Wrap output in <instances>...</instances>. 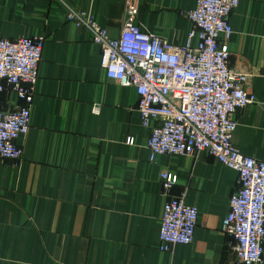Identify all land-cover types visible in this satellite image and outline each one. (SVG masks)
I'll use <instances>...</instances> for the list:
<instances>
[{"label":"crops","instance_id":"1","mask_svg":"<svg viewBox=\"0 0 264 264\" xmlns=\"http://www.w3.org/2000/svg\"><path fill=\"white\" fill-rule=\"evenodd\" d=\"M125 1L0 0V37L44 38L30 127L17 138L22 157L0 158V264H235L220 226L236 171L205 152L150 161L135 88L106 78L99 46L66 20L63 4L93 12L118 38ZM195 1L138 0L135 22L183 46L191 29L186 12ZM228 21V65L251 74L246 87L257 99L237 112L231 140L264 161V0H240ZM15 101L14 92L0 93V109ZM163 171L177 177L171 194L184 193L198 212L192 241L170 251L158 249L168 197Z\"/></svg>","mask_w":264,"mask_h":264},{"label":"built area","instance_id":"2","mask_svg":"<svg viewBox=\"0 0 264 264\" xmlns=\"http://www.w3.org/2000/svg\"><path fill=\"white\" fill-rule=\"evenodd\" d=\"M138 0H126V22L118 38H111L91 11L65 2L66 20L89 32L99 46L100 66L107 79L132 86L137 94L141 124L148 128L149 160L159 154L194 156L205 152L237 173V187L228 200L220 229L228 237L235 264H259L264 250V161L241 153L232 143L236 114L257 101L246 84L251 74L228 65V21L240 0H196L186 12L191 22L183 46L140 30L135 22ZM197 36V44H190ZM43 36L0 37V93L14 92L16 101L0 109V158L20 161L17 138L30 127V106L38 78ZM264 108V103L261 102ZM97 111V107H94ZM151 120L156 121L152 126ZM128 144L133 138L126 139ZM164 203L158 249L170 251L189 244L198 212L184 193L171 194L173 172L160 174Z\"/></svg>","mask_w":264,"mask_h":264},{"label":"trees","instance_id":"3","mask_svg":"<svg viewBox=\"0 0 264 264\" xmlns=\"http://www.w3.org/2000/svg\"><path fill=\"white\" fill-rule=\"evenodd\" d=\"M3 93V92H2Z\"/></svg>","mask_w":264,"mask_h":264}]
</instances>
